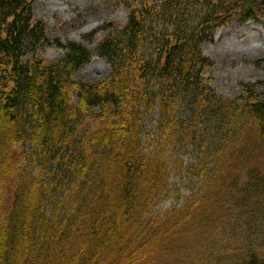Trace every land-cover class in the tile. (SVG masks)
Returning a JSON list of instances; mask_svg holds the SVG:
<instances>
[{
  "label": "trees",
  "instance_id": "obj_1",
  "mask_svg": "<svg viewBox=\"0 0 264 264\" xmlns=\"http://www.w3.org/2000/svg\"><path fill=\"white\" fill-rule=\"evenodd\" d=\"M120 1L123 25L51 60L35 0H0V264H210L217 247L233 253L212 264H264V91H219L203 47L264 0ZM94 54L109 74L77 79ZM172 164L186 194L158 208Z\"/></svg>",
  "mask_w": 264,
  "mask_h": 264
},
{
  "label": "rangeland",
  "instance_id": "obj_2",
  "mask_svg": "<svg viewBox=\"0 0 264 264\" xmlns=\"http://www.w3.org/2000/svg\"><path fill=\"white\" fill-rule=\"evenodd\" d=\"M129 11L130 9L120 0H35L36 17L44 20L50 36L49 43L45 44L41 53L48 59H59L66 52L65 46L60 42L65 44L69 40L94 46L85 35L98 30L107 21L123 25L127 21ZM97 35L99 38L102 32L98 31ZM203 47L205 53L214 61L209 73L214 77V84L219 91L225 94H238L242 82H255L258 88L264 91V18L236 20L222 25L216 30L213 39L205 42ZM110 71L111 66L107 60L94 54L76 73V78L100 79L106 77ZM151 139L148 138V144L151 143ZM169 155L171 156V153ZM177 168L172 164L168 180L172 197L159 204L158 208H170L179 195L186 194V185L190 180L186 172L176 174ZM192 176L191 174V179ZM226 222L231 224V220L228 222L226 219ZM225 241L232 245L244 243L234 239L228 241L227 238L219 240L218 237L215 241L209 240L213 244L212 247L217 246V243L220 246ZM188 244H191V238L188 242H185L184 238L182 243L179 241L178 247L189 251ZM232 253L228 249L227 255L223 256V252L217 247L211 256L210 264L222 258L227 260L228 255ZM207 262L209 263L208 260L205 263L208 264Z\"/></svg>",
  "mask_w": 264,
  "mask_h": 264
}]
</instances>
